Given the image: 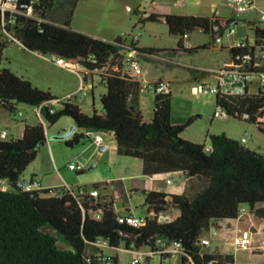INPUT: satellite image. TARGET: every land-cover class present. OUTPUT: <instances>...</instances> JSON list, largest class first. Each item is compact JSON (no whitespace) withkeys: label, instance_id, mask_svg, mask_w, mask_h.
I'll return each instance as SVG.
<instances>
[{"label":"trees","instance_id":"1","mask_svg":"<svg viewBox=\"0 0 264 264\" xmlns=\"http://www.w3.org/2000/svg\"><path fill=\"white\" fill-rule=\"evenodd\" d=\"M31 1H17L20 7H32L31 16L14 15L10 24L11 15L5 14V30L25 50L64 59L73 65L80 63L94 72L91 74H97L105 87V93L100 96L101 111L93 110L87 115L70 101L55 110L49 105L56 100L50 91L34 87L5 68H0V107L14 112L17 103L34 108L42 105L41 117L48 124L65 116L78 129L112 133L117 154L140 160L143 177L176 172L186 176L198 189L192 195L142 193L147 214L176 213V217L166 223L148 220L139 229L117 224L111 203L99 198L81 197L64 188L20 191L15 188L16 183L23 179L22 174L34 161L40 144L46 142L44 123L25 124L20 138H0V264H119L117 257H107L93 246L99 240H107L111 249L123 244L125 249L137 250L154 247L158 240L167 244L177 242L182 250L177 264L234 262L231 253L204 252L207 247H201L199 241L202 233L216 229L218 222L237 220L244 208L255 219L264 220V154L223 134L208 137L210 153L205 151L204 144L183 140L180 134L191 125L192 119L182 125L171 124L170 94H153L152 117L146 122L136 109L139 85L111 70L122 66L126 37L118 36L106 42L71 29L78 0ZM146 22L161 20L151 14L138 24ZM235 22L232 18L167 16L165 24L169 33L178 37L175 51L192 52L209 46L184 50L181 47L184 35L194 30L209 33L212 24L219 25L222 33ZM247 25L258 46L264 30L252 22ZM246 49L230 48L231 58ZM136 52L150 54L152 50L136 49ZM90 56L95 63L86 61ZM215 105L234 119L256 125L264 134V89L239 98L215 97ZM83 138L85 134L74 129L65 144L71 147ZM4 184L7 189H3ZM99 187L94 185L95 190ZM122 233L134 234V241L125 239ZM59 243L68 248L59 247ZM159 264L171 262L162 257Z\"/></svg>","mask_w":264,"mask_h":264},{"label":"rangeland","instance_id":"2","mask_svg":"<svg viewBox=\"0 0 264 264\" xmlns=\"http://www.w3.org/2000/svg\"><path fill=\"white\" fill-rule=\"evenodd\" d=\"M78 2V8H76L78 10L75 9L71 18V22H74L76 26L87 28L86 30L95 34H106L109 36V40L118 36L126 37V45L131 43L133 35H137L145 46L155 48L154 55L158 58H151L153 71L172 82L173 112L178 116L189 111L191 114V125L180 134L183 140L209 147L208 137L210 135L223 134L238 142L248 132L252 135V141L245 147L257 153H264V134L257 129L256 125L242 119H234L228 115H225L223 119L213 117L216 111L215 96L191 92L193 86L210 83L208 69L219 59L217 54L210 48L192 52H175L178 37L171 35L164 23L138 24V21L144 18V14L152 11L157 0H79ZM212 4L223 16H230L231 10L219 0H188L184 6L205 8L208 17H211L213 16L210 9ZM263 17L264 0H252V5L237 21L246 25L247 22H255L264 28ZM246 31L251 39L253 31L249 27ZM187 40L190 44L201 41L208 42L210 36L207 33L194 30L189 34ZM7 42V45L2 46ZM158 50H165V53H160ZM36 55L34 52L25 50L16 40L5 35L0 28V68L8 69L18 77L28 80L38 89L49 90L56 98L53 108L59 110L65 101L64 94L71 92L74 86L76 88L79 79L74 73L56 67L52 63L51 55L40 57ZM93 82V91L88 90V94L81 104H78L75 99H70L71 103L78 106L87 115H91L93 110L97 112L101 110L100 96L105 93V87L100 83L97 74L93 75ZM253 91L251 88L250 93ZM26 121L29 124L41 122L38 119L36 108L17 103L14 112H10L0 107V130L5 129L8 133L5 139L19 137L21 127ZM43 121L46 142L39 148L34 161L23 172V177L29 178L33 174L35 179L43 180L42 185L46 184L49 185V189H55L61 183L59 178L54 175L58 173L74 190L77 189V186L93 190L95 189L94 185L101 187L102 183L108 180L107 187L110 191L116 185L117 179L115 178H121L119 180L122 181L125 191L119 193L120 196L116 202L121 206L129 204L132 212L138 217L147 215L146 208L143 206L144 195L140 191L131 189L134 179L141 177L142 162L140 160L124 157L116 152L111 154L110 150L99 153L97 147L91 148L90 151L83 154V148L89 144L87 138H83L71 147L65 144L66 139H62L65 134L70 132L71 128H75L79 133L84 131L76 128L71 118L61 117L54 124H48L45 119ZM102 136L109 146L111 137L106 133H103ZM49 151L53 152L55 156L56 172H52L49 167L46 156ZM92 151L94 154L90 156ZM69 163L81 165L82 172L70 170ZM102 189H99L100 194H103ZM244 209L246 212L238 218L237 222L240 232H237L234 237L228 238V234L224 233L211 238L210 232L202 233V238L207 237L211 243L208 248L204 249V252L209 253L218 248L231 253L236 264H264V259L253 258L250 252L251 249L258 248L264 240V232L254 233V230H257L264 220L252 218L249 211ZM171 214L173 215V213ZM244 234L250 240V250L235 249L230 244L231 240L235 237H242ZM58 245L68 248L64 243ZM103 251L108 255L117 256L119 264H128L130 260V254L124 250L123 244L119 249L107 248Z\"/></svg>","mask_w":264,"mask_h":264},{"label":"built area","instance_id":"3","mask_svg":"<svg viewBox=\"0 0 264 264\" xmlns=\"http://www.w3.org/2000/svg\"><path fill=\"white\" fill-rule=\"evenodd\" d=\"M18 0H0V13H1V29L5 33V35L10 36L5 30V14L8 12L11 17L8 23L12 24L14 15H22L29 17L32 13L31 6H18ZM37 0H32L31 3H35ZM183 1V0H179ZM223 3L231 10L232 17L235 19H239L242 14L251 6L248 0H223ZM235 33V29L233 27L226 28L222 33L220 32V27L217 24H212L209 30V34L213 40L214 45L221 46L223 44V36H231ZM12 38V37H11ZM13 39V38H12ZM188 35H184L182 37L181 47L184 50L191 49V45L188 42ZM14 40V39H13ZM18 42V41H17ZM256 40L252 37L250 40H245L244 42H240L236 45H233L231 48H247L245 52L237 54L231 58V60L227 63H224L221 67L214 71L215 75V83L213 84H204L200 86H196L194 88L195 94L203 93V94H211L220 99L224 97H235L239 98L245 96V85H252V93H255V89H264V36L260 39L258 46L256 45ZM19 43V42H18ZM138 43V36L133 35L131 39V43L126 45L123 48L122 53L125 54V63H122V66L113 67L112 73H117L121 77H126L136 82L139 85V92L144 93L148 92L151 94H162L167 95L170 93L169 85L165 82H155L151 83L145 79V73L137 60V52L136 45ZM20 44V43H19ZM256 45V46H255ZM53 63L57 66L69 70L75 73L81 80L91 73L87 68H85L82 64L77 63L75 65L69 64L64 59H58L52 56ZM87 62L95 63L94 59L90 56L86 60ZM108 70V69H107ZM103 71H106L103 70ZM103 71H99L98 73H102ZM88 94V89L85 87L83 83L79 86V88L72 94L66 96L64 99L66 101H70V99H75L79 104L81 103ZM52 101L49 105L53 107ZM41 106L36 107L38 119L42 120L41 117ZM54 109L50 113H53ZM226 115L225 111L220 107L216 106V111L213 117L223 119ZM8 136L7 131L0 132V138L5 139ZM86 138L95 146L99 147L104 143V138L102 134L93 131L87 130L85 132ZM252 141V135L250 133H245L240 140L238 141L241 145H246ZM207 152H211V147H206ZM68 168L75 172H82L81 165L77 163H69ZM169 184L174 183L173 178H169L167 180ZM7 185L4 184L3 189H7ZM16 189H19L23 192H32L38 188V185L31 180H19L15 186ZM66 191L72 192L78 196L88 195L93 199H98V192L96 190H92L87 192L85 190L72 191L69 188L64 187ZM244 213V210L240 212V216ZM99 216H96L98 218ZM175 217L172 214L168 213H149L144 217H136L134 215H116V222L119 225H126L131 228L139 229L143 227L148 220H156L157 223H166L171 222ZM210 241L208 238H201L199 241V245L201 247H208ZM235 249L239 250H250V240L246 234L242 237H235L231 240L230 243ZM93 246L102 251L103 249L109 248V242L107 240H99L93 243ZM119 249V248H116ZM125 251L129 252L130 260L128 264H159L162 257L167 260L173 261L177 264L179 260L182 250L177 242L167 244L165 241L158 240L154 247H147L144 250H137L134 247H130L129 249H125ZM257 250L264 252V240L261 242L260 246ZM225 251V250H224ZM253 252L254 250H250ZM225 253H228L225 251ZM99 256V254H96ZM158 257V261L154 262V257ZM230 264H236L232 262Z\"/></svg>","mask_w":264,"mask_h":264},{"label":"crops","instance_id":"4","mask_svg":"<svg viewBox=\"0 0 264 264\" xmlns=\"http://www.w3.org/2000/svg\"><path fill=\"white\" fill-rule=\"evenodd\" d=\"M187 1L188 0H183V1H179V0H173V1L172 0H157V2L154 4L155 6L153 7L152 11L149 12L148 14H144V17L151 15V14H154V15L159 16V18L163 17V16H165V17H167V16H195V17H200V18H206L209 20H212V19L229 20L230 18L234 19L236 22L232 24V27L234 26L235 33L231 36L224 35L223 36V44L221 46L214 45L213 40H212L209 33H207V34L210 36V41H208V42L207 41H201L198 43L190 44L192 48L207 45V46H209L210 50L212 52H214L215 54H217L216 56L219 57V59L211 66V68L208 69V73H209L208 77L210 80L209 84H213V83H215L214 71L217 70L219 67H221L224 63H227L231 60L229 49L233 45H236L240 42H244L245 40H250L249 36L247 34V31H246L248 25L242 24L241 22H238L237 19L232 17V13L228 17L223 16L219 12V10L217 8H215L214 4H212L210 6V9L213 12V16L208 17V12L207 13L205 12V8H192L190 6L189 7L184 6ZM219 1H221L223 3V0H219ZM248 2L252 5V0H248ZM78 3L79 2H77L76 8H78ZM76 10H78V9H76ZM263 20H264V17H263ZM160 23L165 24V22H163V21H161ZM160 23H156V24H160ZM252 23H254L256 26H258L259 28L264 30V28L261 27L259 24H256L255 22H252ZM70 27H72V29L76 32H80V33H83L85 35H88V36H91L93 38H96V39H99L102 41H106V42H112L117 38L116 37L112 40H109V36H106V34H95V33L89 32L88 30H86L87 28H83L82 26H76V24H74V22H71ZM167 29H168V27H167ZM188 38H189V35H188ZM177 42H178V40L176 41V45H177ZM136 49L137 50H144V49H151L152 50V52L150 54H147V53L138 54L137 60L140 63V65H141V67L145 73V79L148 82H151V83L165 82L169 85V90H170L169 94H170L171 99H172V86H171L172 82L170 80H168L166 77H162V76L156 74L155 71H153V67H152L153 61L151 58L152 57L158 58V56L154 55L155 48H152L151 46H145L144 43H142V39H138ZM158 51H160V53H165L164 52L165 50H163V51L158 50ZM175 52H181V51H175ZM34 54H37V53L34 52ZM36 56L40 57L41 55L37 54ZM44 60H46V59H44ZM53 64L56 67H58L59 69H63V68L57 66L55 63H53ZM63 70H66V69H63ZM67 71H69V70H67ZM69 72H71V71H69ZM71 73H73V72H71ZM93 75L94 74H90V75L86 76L85 78H83L82 80L76 75L79 79L78 85L76 86V88L74 86L71 89V92L64 94L65 97L74 93L79 88L81 83H83L85 85V87H87L88 90L93 91V89H94ZM195 87L196 86H193L191 88V92L193 94H195V92H194ZM81 103H79V104H81ZM136 109L141 113V115L143 116V119L146 122H149L151 120V117H152L153 94L148 93V92L139 93L138 101L136 102ZM100 111L98 113H100ZM190 115H191L190 111L187 113L185 112V114H183L181 116L176 115L173 112V102L171 100L170 122L172 125L184 124L186 121L191 119ZM39 121H40V119H39ZM41 122L44 123L43 119L41 120ZM25 124L26 125H35V124H29L27 121L24 122V124L21 127V130L19 132L20 136L17 138H20L22 136ZM1 131H7V130L2 129V130H0V132ZM85 132H86V130L83 131V134H85ZM106 134H108L111 137V140L109 142V146H107L108 143L105 141V138H104V143L102 145L107 147L105 151L110 150L111 154H112V152L115 153L116 152V145H115V141H114V136L112 133H106ZM88 143H89L88 146H86L82 150L83 154L87 151H90L91 148L93 149V148L97 147V146L93 145L90 141ZM93 154H94V151H92L90 153V156H92ZM261 154H264V153H261ZM46 156L48 158L50 169L52 170V172H54V171L56 172L57 162H56V159H55L53 152L49 151V153H47ZM31 173H34V172H31ZM54 175L57 176L61 182L59 184V186L57 187V189L66 187V188H69L75 192L78 190H85L87 192L92 191V190H87L85 187L83 189L80 186H77V189L74 190L71 186H69L65 182V180L62 178L61 175H59L58 173H55ZM34 176L35 175L32 174L29 178L23 177V179L31 180V181L35 182L38 185L39 189H49L48 188L49 185H46V184L42 185L43 180L35 179ZM140 176L141 177L134 179L135 181L132 182V186H131L132 188L131 189L133 191H140L142 193L156 191V192H163V193L171 194V195H181L184 193H188L189 195H192L198 189V187H196L191 182V180H189L186 176L179 174V173H176V172L175 173L156 174V175H153L151 177H143L142 175H140ZM169 178L174 179L173 184H169L167 182V180ZM115 179H117L115 182L116 185L112 191H110L109 187H107V184H108L107 181L108 180H106L105 182L102 183V186L100 188H103L102 189L103 194H100V192H99L100 188L98 190H96L98 192V198L101 199L102 201L107 202V203H111L112 208L117 215H134V216H136L132 212L129 204H123V206H121L116 202V200L119 198L120 194L122 192H124L125 189H124V185H123L122 181L119 180L121 178H115ZM93 190H95V189H93ZM244 212H246L245 209H244ZM249 214L252 218H254L250 211H249ZM173 216L176 217V213H173ZM136 217H138V216H136ZM238 220L239 219L233 220V221H220V222H218L216 225L217 228L214 229L215 233L213 236H211V229H210V237L215 238V237H218L224 233L228 234V238L234 237L237 232H240V228H238V226H237ZM254 231H255L254 232L255 234H258L260 232H264V222L259 225L257 230H254ZM203 238L206 239L207 237H203ZM210 244H209V246H210ZM252 250H254V251L253 252L250 251V252H251V256L253 258L264 259V252L257 250V248H253ZM215 251H217L219 253H224V251H222L218 248H215L214 250H212L210 252H215ZM102 253L107 257H117L115 255H108L103 250H102ZM153 260H154V262H157L158 257L155 256ZM234 262H235V260H234ZM171 264H175V263L172 262Z\"/></svg>","mask_w":264,"mask_h":264},{"label":"water","instance_id":"5","mask_svg":"<svg viewBox=\"0 0 264 264\" xmlns=\"http://www.w3.org/2000/svg\"><path fill=\"white\" fill-rule=\"evenodd\" d=\"M160 20L163 21V22H165V21H166V17H165V16L160 17ZM74 129H75V128H71L70 132L67 133V134H65V135L62 137V139H68L69 137H71V135H72ZM40 145L43 146L44 143H41ZM106 148H107L106 146L101 145V146L98 147V152H99V153H103V152L106 150ZM214 233H215L214 229L211 228V236H213ZM122 236H123L125 239L130 240L131 242H133L134 239H135V235L132 234V233H122Z\"/></svg>","mask_w":264,"mask_h":264},{"label":"bare ground","instance_id":"6","mask_svg":"<svg viewBox=\"0 0 264 264\" xmlns=\"http://www.w3.org/2000/svg\"><path fill=\"white\" fill-rule=\"evenodd\" d=\"M124 55V59L122 61V63H125V54ZM120 63V62H119ZM252 88V85H245V94H248L250 93V90ZM259 89L256 90V92L258 91ZM263 90V89H262ZM205 151L207 152V149H205ZM210 153V152H209Z\"/></svg>","mask_w":264,"mask_h":264}]
</instances>
